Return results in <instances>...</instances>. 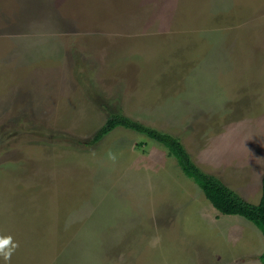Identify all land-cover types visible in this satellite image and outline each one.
<instances>
[{"label": "rangeland", "instance_id": "374dc122", "mask_svg": "<svg viewBox=\"0 0 264 264\" xmlns=\"http://www.w3.org/2000/svg\"><path fill=\"white\" fill-rule=\"evenodd\" d=\"M112 113L258 203L264 0H0V264H264L163 146L89 144Z\"/></svg>", "mask_w": 264, "mask_h": 264}, {"label": "trees", "instance_id": "16d2710c", "mask_svg": "<svg viewBox=\"0 0 264 264\" xmlns=\"http://www.w3.org/2000/svg\"><path fill=\"white\" fill-rule=\"evenodd\" d=\"M120 127L141 134L163 146L168 155L176 160L184 175L199 186L216 210L224 215H238L250 221L261 230L264 241V175L261 179L260 200L258 203H250L224 184L219 177L200 168L193 161L179 137L122 113H112L88 143L93 145ZM260 260L264 263V250L260 254Z\"/></svg>", "mask_w": 264, "mask_h": 264}, {"label": "clouds", "instance_id": "9594fccd", "mask_svg": "<svg viewBox=\"0 0 264 264\" xmlns=\"http://www.w3.org/2000/svg\"><path fill=\"white\" fill-rule=\"evenodd\" d=\"M9 244V239H0V255L3 256L4 260H8L10 257V250H5V246ZM13 247H15L13 245Z\"/></svg>", "mask_w": 264, "mask_h": 264}]
</instances>
